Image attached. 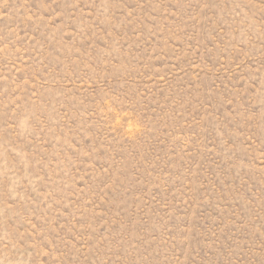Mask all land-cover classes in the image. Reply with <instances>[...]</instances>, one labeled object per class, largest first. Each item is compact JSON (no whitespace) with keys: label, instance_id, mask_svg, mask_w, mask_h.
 Masks as SVG:
<instances>
[{"label":"rangeland","instance_id":"obj_1","mask_svg":"<svg viewBox=\"0 0 264 264\" xmlns=\"http://www.w3.org/2000/svg\"><path fill=\"white\" fill-rule=\"evenodd\" d=\"M0 264H264V0H0Z\"/></svg>","mask_w":264,"mask_h":264}]
</instances>
